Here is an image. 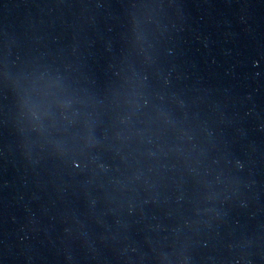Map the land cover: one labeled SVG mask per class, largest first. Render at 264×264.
Returning <instances> with one entry per match:
<instances>
[{"label": "water", "instance_id": "95a60500", "mask_svg": "<svg viewBox=\"0 0 264 264\" xmlns=\"http://www.w3.org/2000/svg\"><path fill=\"white\" fill-rule=\"evenodd\" d=\"M0 264H264V0H0Z\"/></svg>", "mask_w": 264, "mask_h": 264}]
</instances>
